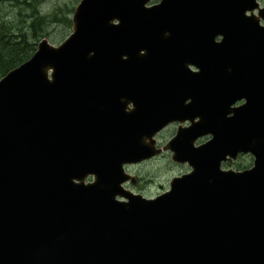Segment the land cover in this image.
<instances>
[{"label":"water","instance_id":"water-1","mask_svg":"<svg viewBox=\"0 0 264 264\" xmlns=\"http://www.w3.org/2000/svg\"><path fill=\"white\" fill-rule=\"evenodd\" d=\"M148 2L81 0L64 43L0 80V264H264V9ZM162 78L189 94L164 115ZM199 103L222 116L199 114L212 141L168 145L194 173L155 200L124 192L123 165L155 156L152 137ZM239 152L254 168L219 172Z\"/></svg>","mask_w":264,"mask_h":264},{"label":"trees","instance_id":"trees-1","mask_svg":"<svg viewBox=\"0 0 264 264\" xmlns=\"http://www.w3.org/2000/svg\"><path fill=\"white\" fill-rule=\"evenodd\" d=\"M36 1L39 6L42 0ZM13 3L19 7H0V78L34 54L39 40L51 35L52 22L62 30L70 28L72 8L56 7V11L43 14L40 7H20L25 4L20 0Z\"/></svg>","mask_w":264,"mask_h":264},{"label":"rangeland","instance_id":"rangeland-1","mask_svg":"<svg viewBox=\"0 0 264 264\" xmlns=\"http://www.w3.org/2000/svg\"><path fill=\"white\" fill-rule=\"evenodd\" d=\"M76 1L78 2L79 0H42L39 6L36 5V1L35 3H30V7H40L42 13L45 14L49 11H56V7H69V9L72 7L74 8ZM51 26L52 28L48 29V31H52L50 32V34L54 39L51 40L50 38H48V40L50 42L52 41L53 44H59L67 35L68 31L62 30V26L56 24L55 22H52ZM132 171H134L135 174H137L138 177L142 180L141 183L142 186H144V191L147 194L153 195L160 191L161 188H165L168 184L169 179L176 173H178L180 171V168L171 166L167 162V160L163 159L152 162L150 164H145L140 167H135L132 169Z\"/></svg>","mask_w":264,"mask_h":264},{"label":"flooded vegetation","instance_id":"flooded-vegetation-1","mask_svg":"<svg viewBox=\"0 0 264 264\" xmlns=\"http://www.w3.org/2000/svg\"><path fill=\"white\" fill-rule=\"evenodd\" d=\"M176 129H177V126H175V125H171V126H168L167 128H165L162 132H160V134L157 136L158 140L156 139V140L158 141L157 144H158V147H159V148H160V146H162V145H163L168 139H170L171 137L174 136V134H175V132H176ZM207 139H208L207 137L202 138L200 141H198V142L196 143V146L202 144V143L205 142ZM167 154H168V153H164L163 156H164V155H167ZM240 159H242V158H240ZM238 160H239V157H238L237 160H236L235 162H233L232 164L237 163ZM226 165H230V163H227Z\"/></svg>","mask_w":264,"mask_h":264}]
</instances>
